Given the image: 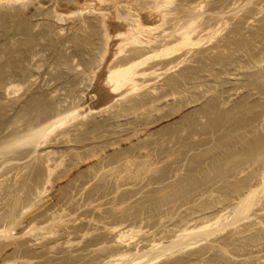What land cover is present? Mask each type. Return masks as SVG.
Here are the masks:
<instances>
[{
	"label": "rangeland",
	"instance_id": "rangeland-1",
	"mask_svg": "<svg viewBox=\"0 0 264 264\" xmlns=\"http://www.w3.org/2000/svg\"><path fill=\"white\" fill-rule=\"evenodd\" d=\"M57 1L0 0V58L35 36L28 77L54 98L55 110L39 117L27 113L28 97L18 99L24 123L85 107L67 135L63 129L51 144L0 156V264H264V0H88L100 10L69 17L57 14ZM116 9L152 25L165 9L171 13L143 58L161 54L138 67L155 73L139 77L138 91L102 113L99 96L121 97L96 77L128 42L105 30L106 22L126 23L114 18ZM184 30L190 41L181 43ZM103 50L109 60H101ZM88 117L97 123L87 134ZM11 136H0V149ZM127 166L132 173L122 172Z\"/></svg>",
	"mask_w": 264,
	"mask_h": 264
},
{
	"label": "bare ground",
	"instance_id": "bare-ground-1",
	"mask_svg": "<svg viewBox=\"0 0 264 264\" xmlns=\"http://www.w3.org/2000/svg\"><path fill=\"white\" fill-rule=\"evenodd\" d=\"M54 1V0H53ZM83 1V0H82ZM81 0H58L57 1V8L56 9H60L61 11L60 12H56L60 17H69V16H76V15H81V14H86L88 12H92L93 10H96L97 8H95L92 4H89V1L88 0H85V2L83 1L82 2ZM99 1H103V0H99ZM125 1V0H124ZM137 1L139 0H127V3L128 2H131V3H137ZM97 3V2H96ZM154 4V3H153ZM160 4V3H159ZM157 5V4H156ZM166 5V4H165ZM99 6V5H98ZM97 4H96V7H98ZM117 6V5H116ZM115 6V8H116ZM167 6V5H166ZM128 7V5H127ZM148 7H155L153 5H150ZM159 8L161 7V5H158L156 6L155 8ZM120 8V7H119ZM134 8V6L132 5L131 8L129 7L130 11ZM92 10V11H91ZM97 10H100V9H97ZM166 10V9H165ZM162 11L161 12V16H160V21L158 24H154L151 25L149 23H147L146 21H143L142 18L137 15V17H132V14L131 13H128V15L123 14L121 12L120 9H116L115 11L113 10L114 13H112L114 15V18H117V19H123V21H126V23L124 22V24H121V23H105V30H108V32L111 34V36L114 38V37H125L126 40H128V42H125V43H119L118 45V50L115 52V55H116V58L113 59L112 62H108L109 58L108 56L106 58H108V60H106L108 62V69L105 71V73L103 72H100L96 77H97V80H99L102 76V80L100 79L99 81H101L102 83L106 84V85H109L110 89H112L113 92H119V95H121L120 98H116L115 99V94L114 95H111L112 93H106L105 95H102V96H99V102L94 105L96 106V109L98 108V111H102L103 113V110H108L112 107H114V103H115V100L118 101L119 99H124L125 97H127L129 94L131 95V93L133 92H136L138 91L142 86L143 84L139 83V77H142V76H146L148 74H151V73H155V69L152 70V67H149V68H146V69H141L139 70L138 67H140L141 65H143L145 63V60L150 58V57H154V56H157L159 54H161V51H157V53L155 54H150L148 56H145L143 58V56L145 55L144 53V49L148 46V44L154 42V39L157 40L156 36L155 37H151V34L153 33L154 30H157L158 28H160L162 25H164L165 23V19L166 17L168 16V14H170L169 12L167 11ZM58 11V10H57ZM105 11V10H104ZM174 12V11H173ZM188 13V12H187ZM140 14V13H138ZM108 15L105 13V16ZM135 16V15H134ZM184 16V15H183ZM108 17V16H107ZM173 17V16H172ZM109 18V17H108ZM150 18V17H149ZM171 18V17H170ZM65 19V18H64ZM103 19V18H102ZM146 20V19H145ZM115 21V20H113ZM112 21V22H113ZM157 21V22H158ZM120 22V21H119ZM122 22V21H121ZM151 22V21H150ZM123 23V22H122ZM153 23V21H152ZM155 23V22H154ZM166 29V28H165ZM168 29V28H167ZM204 29V28H203ZM110 30V31H109ZM201 31V30H200ZM107 34L106 35H110V34ZM202 33V32H201ZM113 34V35H112ZM158 34V33H157ZM180 34L181 35V43L183 42H189L190 41V32L189 31H183L181 32ZM156 35V34H155ZM28 37H30L28 39V42L26 43H20L23 44L22 46H11L9 48V52H6L8 54H3V57L0 58V98L2 97L3 99H7V96H11V98L9 99L8 103L7 102H4V101H1V104H0V136L2 137H7L8 135H12L11 138L9 140H6L3 144V148L1 147L0 149V156H7L9 154H12L11 156L13 155H17L19 156V154L21 155L23 152L25 154V152L29 149H31L32 147L35 148V146H37V144H51V142L53 140H55L54 136L55 134H57L59 131L63 130L66 128L67 125L71 124L75 119H78V116L81 114V111L84 110V106H79V107H67V108H64V109H61L59 111H57L55 114L49 116V115H46V114H49V113H46V110H50V111H53L55 110L52 105V100L54 101V98L52 100H50L48 98V92L46 90H42L39 88V86H36L35 83L31 82L30 78L28 77V74L31 72V68L29 67L28 64H26L27 61H29V57H30V54L33 52V43L35 41V36H32V34H27ZM56 36V35H55ZM144 36H147L148 38H144ZM166 37V36H165ZM170 37V36H169ZM43 38V37H42ZM119 39V38H117ZM166 39V38H165ZM41 40V39H40ZM168 40V38L166 39ZM170 40V39H169ZM165 41V40H162V41H165V43H163V47L164 46H167L163 49V51H165V54L167 55H170L173 51L170 50V47L171 45H169L170 41ZM123 41V40H122ZM159 41V40H158ZM157 41V42H158ZM42 42V41H41ZM108 42V41H107ZM128 43H132V44H135V46H133V49L131 51L130 54L128 55H124L123 53L125 52V45L128 44ZM160 43L161 40H160ZM175 43V42H174ZM116 44V43H115ZM171 44V43H170ZM147 45V46H146ZM153 45H157V43L155 42V44ZM153 45L152 47L150 48H153ZM108 46V45H107ZM130 47V46H129ZM158 48V47H157ZM106 49V48H105ZM154 49V48H153ZM108 50V49H106ZM106 50H103L101 53H100V58L101 60H103L105 58V54L107 53ZM156 50V49H155ZM100 52V51H99ZM130 52V51H129ZM148 52V51H147ZM148 54V53H146ZM186 54V53H185ZM114 55V54H113ZM5 57V58H4ZM6 57H8L6 59ZM111 57V55L109 56ZM76 58V57H75ZM105 58V59H106ZM113 58V57H112ZM182 58V57H181ZM180 58V59H181ZM179 59V60H180ZM178 61V60H177ZM94 62V61H93ZM160 62V60H159ZM173 63V62H171ZM179 64V63H178ZM65 65V64H64ZM63 65V66H64ZM170 65V63H169ZM89 66V65H87ZM159 66V65H158ZM161 66V65H160ZM73 67V66H72ZM74 68V67H73ZM154 68V67H153ZM64 70V69H63ZM61 71V70H59ZM159 71V70H158ZM76 72V71H75ZM58 75V74H57ZM152 75V74H151ZM59 77L56 78L57 81H62L64 78H63V75H58ZM159 76V75H158ZM77 77V76H76ZM100 77V78H99ZM152 78V76H151ZM146 79V78H145ZM69 80V79H68ZM64 81V80H63ZM98 82V81H97ZM96 82V83H97ZM100 82V83H101ZM142 82V81H141ZM21 83H25L27 84L24 88L21 86L22 84ZM99 83V82H98ZM99 83V84H100ZM70 84V83H69ZM173 85V84H172ZM96 86V85H95ZM97 87V86H96ZM100 87V86H99ZM125 87V89H124ZM168 87V86H167ZM95 88V87H94ZM100 89V88H99ZM98 89V90H99ZM152 89V88H150ZM155 89V88H154ZM97 90V91H98ZM101 90V89H100ZM99 90V91H100ZM140 94V93H139ZM118 95V94H116ZM135 95V94H134ZM136 96V95H135ZM135 96L133 98V101L136 100L135 99ZM139 96V95H138ZM21 97H25L26 100H27V97L29 98V102L26 103V108H27V113H31L33 112V114H36L35 117H39L41 116V114L46 113L45 114V118H41V121H39L40 123L37 124V125H33L32 127H30V125H27L26 123H24V119L25 116L24 115H21L19 113H17L16 111V103L18 101V99H20ZM137 97V96H136ZM140 97V96H139ZM131 101V102H133ZM19 102V101H18ZM95 103V101H94ZM134 103V102H133ZM149 103V102H148ZM141 104V103H140ZM148 105V104H147ZM18 107V106H17ZM116 107V106H115ZM114 107V108H115ZM138 107V105H137ZM89 108V107H88ZM113 108V109H114ZM94 109V108H93ZM95 109V110H96ZM116 109V108H115ZM125 109V108H124ZM123 109V110H124ZM131 109V108H130ZM129 109V110H130ZM134 109V107H133ZM128 110V112H129ZM135 110V109H134ZM138 110V109H137ZM97 111V112H98ZM110 111V110H109ZM116 111V110H115ZM113 111V112H115ZM90 112H93L92 109ZM112 112V113H113ZM119 112V111H118ZM125 112V111H124ZM132 111H130L129 113H131ZM105 113V112H104ZM123 113V112H122ZM87 114V112H86ZM89 114V113H88ZM87 114V115H88ZM109 114V113H108ZM139 114V113H138ZM124 115V114H123ZM126 115V113H125ZM128 115V114H127ZM103 116V115H102ZM106 116V115H105ZM113 116V115H112ZM139 116V115H138ZM35 117H33L34 119H36ZM111 116H109L110 118ZM116 117V116H115ZM115 117H113L115 119ZM141 117V115H140ZM139 117V118H140ZM92 117H88L87 118V121H85L83 124L85 125V127L87 126V129H85L84 133H89V130H93L91 126L93 127H96V123L97 122H93L94 120H90ZM106 118V117H105ZM40 119V118H39ZM117 119V118H116ZM80 120V119H79ZM113 121V119H112ZM116 121V120H115ZM83 122V121H82ZM106 122L105 121H100L99 124H105ZM143 123V122H142ZM19 124H21L22 126H19ZM110 124V123H109ZM102 125H100L99 127H101ZM23 126H27L26 129H25V132L23 133H19L18 134V130L19 128L23 127ZM72 127V126H71ZM104 127V126H103ZM20 128V129H21ZM70 129V128H69ZM69 129H65L62 131V133L64 132H68ZM187 129V128H186ZM68 130V131H67ZM78 130V129H76ZM24 131V130H23ZM96 131V130H95ZM186 131V130H185ZM184 132V131H183ZM182 132V133H183ZM63 133V134H64ZM65 133V134H66ZM83 132H81L80 134H82ZM181 133V134H182ZM193 133V132H192ZM70 134V133H69ZM86 134V135H87ZM94 134V132H93ZM100 134V133H99ZM67 135V134H66ZM184 135V134H183ZM59 136V135H58ZM82 136V135H81ZM181 136V135H180ZM10 137V136H9ZM65 137V136H64ZM87 137V136H86ZM186 137V136H185ZM169 140V139H168ZM60 142V141H59ZM86 144V143H85ZM178 144V143H177ZM98 145V144H97ZM100 145V144H99ZM176 145V144H175ZM135 146V145H134ZM78 147V146H77ZM92 147V146H91ZM43 148V147H41ZM62 148V147H61ZM98 151L104 147H97ZM100 148V149H99ZM106 148H109L108 146H106ZM145 148V147H144ZM174 148V147H173ZM263 148V147H262ZM101 149V151H102ZM141 149V148H140ZM260 149V148H259ZM264 149V148H263ZM45 150V149H44ZM96 150V149H95ZM94 150V151H95ZM96 150V151H97ZM105 150V149H104ZM103 150V151H104ZM107 150V149H106ZM115 150V149H114ZM143 149H141L142 151ZM146 150V149H145ZM88 151V150H87ZM102 151V152H103ZM140 151V150H139ZM153 151V150H152ZM162 151V150H161ZM92 152V151H91ZM120 152V150L118 151ZM127 152V151H126ZM125 152V153H126ZM143 152V151H142ZM148 152V151H147ZM80 153V152H79ZM89 153V152H88ZM93 153V152H92ZM98 152H96V157H98L97 155ZM104 153V152H103ZM102 153V154H103ZM117 153V152H116ZM134 153V152H133ZM140 153V152H139ZM179 153V152H178ZM69 154V153H68ZM90 154V153H89ZM101 154V153H100ZM129 154V153H128ZM186 154V153H185ZM77 155V154H76ZM81 155H84V154H81ZM91 155V154H90ZM95 156V154H93ZM106 155V154H105ZM112 155V154H111ZM114 155V154H113ZM123 155V154H122ZM143 155V154H142ZM145 155V154H144ZM143 155V158H145ZM148 155V154H147ZM151 155V154H150ZM176 155V154H175ZM62 156V155H61ZM79 156V155H78ZM88 156V154H87ZM100 156V155H99ZM127 156V155H126ZM131 156V155H130ZM146 156V155H145ZM181 156V154H180ZM14 157V156H13ZM76 157V156H75ZM89 157H92V156H89ZM88 157V158H89ZM119 157V155L117 156ZM121 157V156H120ZM170 157V156H169ZM82 158V157H81ZM87 158V157H85ZM104 158V157H103ZM114 158V157H113ZM131 158V157H130ZM135 158V157H134ZM165 158V157H164ZM18 159V158H17ZM73 159V158H72ZM83 159V158H82ZM94 159V158H93ZM92 159V160H93ZM111 157H105V159L103 161H111ZM120 159V158H119ZM126 159V158H125ZM146 159V158H145ZM182 159V158H181ZM251 159V158H250ZM37 160V159H36ZM60 160V159H58ZM76 160V159H75ZM78 161H80L81 159H77ZM84 160V159H83ZM88 160V159H86ZM133 160V158H132ZM162 160V159H161ZM173 160V159H172ZM77 161V162H78ZM103 161H102V164H103ZM120 161V160H119ZM135 161V160H134ZM140 161V160H139ZM174 161V160H173ZM48 162V161H47ZM62 162V161H61ZM64 162V161H63ZM93 162V161H92ZM99 162V161H98ZM97 162V163H98ZM106 162V163H107ZM113 162V161H112ZM138 162V161H137ZM79 163V162H78ZM124 163V162H123ZM126 163V162H125ZM136 163V162H135ZM135 163H131L134 167V164ZM141 163V162H140ZM149 163V162H148ZM162 163V162H161ZM160 163V165H161ZM92 164V163H91ZM101 164V162H100ZM102 164L100 166H102ZM129 164V163H128ZM150 164V163H149ZM163 164V163H162ZM109 165V164H108ZM114 165V164H113ZM29 166V165H28ZM95 166V165H94ZM111 166V165H110ZM136 166V165H135ZM141 166L144 167V165L141 164ZM151 166V165H150ZM155 166V164H154ZM96 167V166H95ZM112 167V166H111ZM178 167V166H177ZM105 168V167H104ZM139 168V167H137ZM135 168V169H137ZM51 169V168H50ZM113 169V168H112ZM119 169V168H118ZM140 169V168H139ZM138 169V170H139ZM155 169V168H154ZM104 170V169H103ZM107 170V169H106ZM105 170V171H106ZM111 170V169H110ZM133 168L132 166H127L125 167V169L122 171V172H125V173H132L133 172ZM156 170V169H155ZM167 170V171H166ZM97 171V170H96ZM102 171V170H101ZM145 171V170H144ZM159 171V170H158ZM52 172V171H51ZM109 172V171H108ZM111 172V171H110ZM121 172V171H120ZM121 172V173H122ZM136 172V171H135ZM148 172V170H147ZM162 172H170V169L169 168H166L165 170H163ZM174 172V171H173ZM182 172V171H181ZM93 173V172H92ZM106 173V172H105ZM138 172L134 173L136 175ZM146 173V171H145ZM161 173V172H160ZM176 173V172H175ZM178 173V172H177ZM147 174V173H146ZM163 174V173H162ZM90 175V174H89ZM119 175V174H118ZM130 175V174H129ZM158 175V174H157ZM179 175V174H178ZM192 175V174H191ZM96 176V175H94ZM102 176V174H101ZM105 176V175H104ZM135 176V175H134ZM186 176V175H185ZM45 177V176H44ZM50 177V176H49ZM97 177V176H96ZM111 177V175H110ZM118 177V176H117ZM123 177V176H121ZM132 177V176H131ZM143 177V176H142ZM162 177V176H161ZM170 177V176H169ZM109 178V177H108ZM112 178V177H111ZM48 182H50L51 179H47ZM46 180V181H47ZM101 180V179H100ZM253 180V179H252ZM107 181V180H105ZM117 181V180H116ZM109 183V182H108ZM102 184V183H101ZM250 184V183H249ZM248 184V185H249ZM105 186V185H104ZM109 186V185H108ZM106 187V186H105ZM104 188V187H103ZM102 188V189H103ZM187 188V187H186ZM189 188V187H188ZM158 189V188H157ZM251 189V188H250ZM253 189V188H252ZM251 189V190H252ZM162 190V189H161ZM101 191V190H100ZM97 193V192H96ZM99 193V192H98ZM184 193V192H183ZM251 193V192H250ZM103 194V193H102ZM179 194V193H178ZM158 196L160 195L159 193L157 194ZM105 196V195H104ZM111 196V195H110ZM154 196H156L154 194ZM170 196V195H169ZM176 196H177V193H176ZM149 197V196H148ZM163 197V196H161ZM174 197V196H173ZM164 198V197H163ZM167 198V197H165ZM164 198V199H165ZM172 198V197H171ZM145 199V198H144ZM164 199H161V200H164ZM141 200V199H140ZM157 200V199H156ZM160 200V199H158ZM153 201V200H152ZM166 201V200H165ZM148 202V201H147ZM164 202V201H163ZM233 202V201H232ZM231 202V203H232ZM139 203V202H138ZM222 203V202H221ZM225 203V202H224ZM248 202H246V205L248 206L247 204ZM157 204V203H156ZM165 204V203H164ZM223 204V203H222ZM221 204V205H222ZM144 205V204H143ZM154 205V204H153ZM161 205V204H160ZM219 205V203H218ZM244 205L243 209H246L247 206ZM145 206V205H144ZM159 206V205H158ZM225 206V205H224ZM240 206H238V211H240ZM156 207V205H155ZM163 207V205H162ZM228 207V206H227ZM246 207V208H245ZM153 208V207H152ZM157 208V207H156ZM207 208V207H206ZM209 208V207H208ZM207 208V209H208ZM219 208V207H218ZM135 209V208H134ZM143 209V207H142ZM145 209V207H144ZM164 209V208H163ZM206 209V210H207ZM223 209V208H222ZM220 209V211L222 210ZM205 210V209H204ZM124 211V210H123ZM132 211V210H131ZM148 211V210H147ZM214 211V210H213ZM138 212V211H137ZM207 212V211H206ZM109 213V212H108ZM125 213V212H124ZM129 213V212H128ZM142 213V212H141ZM208 213V212H207ZM211 213V212H210ZM106 214V213H104ZM110 214V213H109ZM139 214V213H138ZM212 214V213H211ZM218 214V213H217ZM112 215V214H111ZM115 215V214H114ZM126 215V214H125ZM130 215V213H129ZM132 215V214H131ZM137 215V213H136ZM135 215V216H136ZM154 215V214H153ZM200 215V214H199ZM110 216V215H109ZM116 216V215H115ZM128 216V215H127ZM139 216V215H138ZM114 217V216H113ZM153 217V216H152ZM199 217V216H198ZM203 217V216H202ZM207 217V215L205 216ZM208 217H211L210 215ZM107 218V216L105 217ZM103 218V219H105ZM117 218V217H116ZM133 218V217H132ZM201 218V216H200ZM119 219V218H118ZM122 219V218H121ZM137 219V218H136ZM195 219V217H194ZM106 220V219H105ZM108 220V219H107ZM126 219H124L125 221ZM130 220V219H129ZM132 220V219H131ZM144 220V218H143ZM192 220V219H191ZM198 220V219H197ZM205 220V218H204ZM123 221V222H124ZM133 221V220H132ZM136 221V220H135ZM120 222V221H119ZM131 222V221H130ZM205 222V221H204ZM107 223V222H106ZM143 223V222H142ZM189 223V222H188ZM186 223V225L188 224ZM215 223V222H214ZM191 224V223H190ZM122 225V224H121ZM134 225V224H133ZM175 225V224H174ZM113 226V225H112ZM118 226V225H117ZM116 226V227H117ZM124 227V225H122ZM126 226V225H125ZM209 226V224H204L200 227L202 229H205ZM114 227V226H113ZM112 227V228H113ZM135 227V226H134ZM194 227V226H193ZM198 227V226H197ZM127 228V227H126ZM125 228V229H126ZM131 228V226H130ZM133 228V226H132ZM175 228H179V227H174V230L175 231L176 229ZM186 228V227H185ZM184 228V229H185ZM199 228V229H200ZM168 229V228H167ZM165 229V230H167ZM190 229V227H189ZM189 229H185V231H188L189 232ZM194 229V228H193ZM214 229V228H213ZM119 230V229H118ZM128 230V229H127ZM169 230V229H168ZM167 230V231H168ZM195 230V229H194ZM201 230V229H200ZM111 231V230H110ZM172 231V230H170ZM182 231V230H181ZM104 232V231H103ZM121 232V231H120ZM124 232V231H123ZM127 232V231H126ZM122 233V232H121ZM125 233V232H124ZM165 233V232H164ZM171 233V232H170ZM218 233V232H217ZM104 234V233H103ZM128 234V233H127ZM153 234V233H152ZM168 234V233H166ZM179 234V232H178ZM123 235V234H122ZM197 235V234H196ZM195 235V236H196ZM210 235V234H209ZM216 235V234H215ZM218 235V234H217ZM110 236V235H109ZM120 236V235H118ZM151 236V235H150ZM154 236V235H153ZM182 236V235H181ZM194 236V235H193ZM202 236V235H200ZM156 237V236H155ZM172 237V236H171ZM186 237V236H185ZM118 238V237H117ZM168 238V237H167ZM170 238V236H169ZM155 239V238H154ZM171 239V238H170ZM169 240V239H168ZM172 240V239H171ZM150 241V239H149ZM155 242V240H154ZM158 242V241H156ZM171 242V241H170ZM152 243V242H151ZM150 243V244H151ZM160 243V242H159ZM161 244V243H160ZM108 245V244H107ZM123 245V244H122ZM120 245V246H122ZM139 245V244H138ZM142 245V244H141ZM110 246V245H109ZM116 246V245H114ZM156 246V245H155ZM185 246V245H184ZM95 247V246H94ZM113 247V246H112ZM152 247V245H151ZM99 248V247H97ZM125 249V248H124ZM164 249V248H163ZM178 249V248H177ZM98 250V249H97ZM122 250V249H120ZM130 250V249H129ZM171 250V249H170ZM169 250V251H170ZM123 251V250H122ZM172 251V250H171ZM180 251V250H179ZM132 252V251H131ZM135 252V251H133ZM118 254V253H117ZM123 254V253H122ZM121 254V255H122ZM124 255V254H123ZM126 255V254H125ZM131 255V254H129ZM142 255V254H141ZM147 255V254H146ZM160 255V254H159ZM157 255L155 258L153 259H150L149 261H154L156 259H158L157 257L159 256ZM162 255V254H161ZM164 255V254H163ZM177 255V254H176ZM113 256V255H112ZM108 257V256H107ZM132 257V256H131ZM161 257V256H160ZM141 259V258H140ZM109 260V259H108ZM96 261V260H95ZM141 261V260H140ZM139 261H135L134 264H138Z\"/></svg>",
	"mask_w": 264,
	"mask_h": 264
}]
</instances>
